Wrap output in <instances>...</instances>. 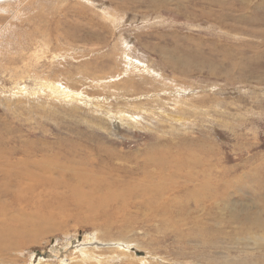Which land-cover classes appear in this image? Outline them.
Instances as JSON below:
<instances>
[{
  "label": "rangeland",
  "instance_id": "374dc122",
  "mask_svg": "<svg viewBox=\"0 0 264 264\" xmlns=\"http://www.w3.org/2000/svg\"><path fill=\"white\" fill-rule=\"evenodd\" d=\"M1 139L91 178L0 264H264V0H0Z\"/></svg>",
  "mask_w": 264,
  "mask_h": 264
},
{
  "label": "bare ground",
  "instance_id": "6f19581e",
  "mask_svg": "<svg viewBox=\"0 0 264 264\" xmlns=\"http://www.w3.org/2000/svg\"><path fill=\"white\" fill-rule=\"evenodd\" d=\"M6 142L7 140L5 139L0 140V155L4 159L2 160V162L6 164V167H9L11 174L8 175L6 169L0 166V182L2 180H6L8 185V189L5 191L0 190V194H6L12 197L0 201V209L5 208L3 210L5 214H9V212H11L17 216H20L25 214L33 215V214L46 213L47 211H49L51 207L50 204H44V205L39 204L38 206H30L28 203L38 200L39 196L46 197V199L43 200L42 202L50 203L49 196L53 194H57L59 190L68 193L70 203L73 204L74 210L76 212L82 207L80 204L83 202L77 200L76 197L80 196L79 187L81 183H83L84 178L90 179L91 178L90 175L83 174L80 171V172H76L75 174L73 173L72 175L69 176V178L58 176V178H52L51 181H47L45 179V175L50 170H47L42 167L41 159H37V155H36V152L42 149V147H33L29 142H26L24 144V147L18 151L20 156L15 158V160L10 163L9 159L11 158V155L14 153V150L5 148L3 146V143ZM206 165L211 166L209 174H211L212 176H216V175L218 176L220 174L219 171L217 170L219 166H217L216 163L210 162ZM47 168L52 169L51 163L49 162L47 163ZM220 172L221 174H223L224 169H221ZM52 185L55 186L56 189H53L54 187ZM125 187H129V186H125ZM146 192L147 194H149V191L147 189ZM131 193L132 195L135 193V188L132 189ZM157 193L160 194L159 191H157ZM195 193L200 194V192H198L197 190H195ZM126 195L127 193H123L124 197H126ZM81 196L87 198L88 193L83 192ZM150 196L154 198L156 201L159 200V197L156 194H150ZM128 206L129 207L127 210H130L128 213L147 208L142 202L135 203V202H130V200L128 202ZM86 208L88 210L91 209L89 205H86ZM39 209H41L42 211L41 213H38L40 211ZM157 210L159 209H151L150 211L155 212ZM5 214L0 213V217L5 218V220L2 221V228H0V252H6L8 250L7 247L8 244L5 241V239H8V243H11L14 240L12 230H10L9 233H6V231L9 229L8 225L16 226L15 220L12 217L7 218ZM34 225L38 227L36 233H43L42 231L45 228L43 222H38L35 223ZM18 237L19 239L16 238L15 241L16 244L19 245L20 242L21 244H25L26 240L23 237H29V233L25 231L22 226H20L18 231ZM129 244L130 243L127 244L126 242L118 241L115 243V245L112 246L116 248L122 245L125 247V249H130Z\"/></svg>",
  "mask_w": 264,
  "mask_h": 264
}]
</instances>
